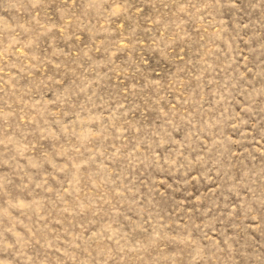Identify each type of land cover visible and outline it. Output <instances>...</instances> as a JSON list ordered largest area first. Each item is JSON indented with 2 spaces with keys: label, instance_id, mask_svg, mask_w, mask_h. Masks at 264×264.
<instances>
[{
  "label": "rangeland",
  "instance_id": "rangeland-1",
  "mask_svg": "<svg viewBox=\"0 0 264 264\" xmlns=\"http://www.w3.org/2000/svg\"><path fill=\"white\" fill-rule=\"evenodd\" d=\"M0 264H264V0H0Z\"/></svg>",
  "mask_w": 264,
  "mask_h": 264
}]
</instances>
